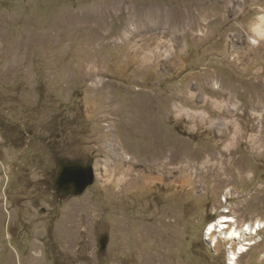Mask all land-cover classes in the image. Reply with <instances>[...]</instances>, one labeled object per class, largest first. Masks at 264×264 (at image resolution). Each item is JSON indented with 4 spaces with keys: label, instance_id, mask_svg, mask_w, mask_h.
Instances as JSON below:
<instances>
[{
    "label": "rangeland",
    "instance_id": "rangeland-1",
    "mask_svg": "<svg viewBox=\"0 0 264 264\" xmlns=\"http://www.w3.org/2000/svg\"><path fill=\"white\" fill-rule=\"evenodd\" d=\"M263 13L0 0V264H227L210 225L264 220ZM66 161L93 166L81 192L54 185ZM247 238L238 264H264Z\"/></svg>",
    "mask_w": 264,
    "mask_h": 264
},
{
    "label": "bare ground",
    "instance_id": "bare-ground-1",
    "mask_svg": "<svg viewBox=\"0 0 264 264\" xmlns=\"http://www.w3.org/2000/svg\"><path fill=\"white\" fill-rule=\"evenodd\" d=\"M253 29L259 36L264 35V13L258 17L257 21L253 25ZM186 113L187 115H191L192 111L190 112L186 110ZM220 124L224 125L225 122H221ZM231 220L234 221L232 216L230 217L226 215V217H220L216 222L210 225L207 233L208 236H210V230H213L216 226L218 227V234L220 236L225 239H230L237 242L238 246L236 249L229 248L227 264H238L237 260L239 258V255L247 248L246 245L253 242H248L247 240H249L250 238L247 237L257 235L258 230L264 226V220L257 219L253 224L248 223L242 227H238L236 224H230L229 221ZM224 222H227L228 224H225ZM214 240L217 241L216 237Z\"/></svg>",
    "mask_w": 264,
    "mask_h": 264
},
{
    "label": "water",
    "instance_id": "water-1",
    "mask_svg": "<svg viewBox=\"0 0 264 264\" xmlns=\"http://www.w3.org/2000/svg\"><path fill=\"white\" fill-rule=\"evenodd\" d=\"M94 180L91 164L81 161H66L60 164L54 179V185L63 193L81 192Z\"/></svg>",
    "mask_w": 264,
    "mask_h": 264
},
{
    "label": "flooded vegetation",
    "instance_id": "flooded-vegetation-1",
    "mask_svg": "<svg viewBox=\"0 0 264 264\" xmlns=\"http://www.w3.org/2000/svg\"><path fill=\"white\" fill-rule=\"evenodd\" d=\"M83 164H85V165H86L87 163H83Z\"/></svg>",
    "mask_w": 264,
    "mask_h": 264
},
{
    "label": "clouds",
    "instance_id": "clouds-1",
    "mask_svg": "<svg viewBox=\"0 0 264 264\" xmlns=\"http://www.w3.org/2000/svg\"><path fill=\"white\" fill-rule=\"evenodd\" d=\"M253 43H255V41H253Z\"/></svg>",
    "mask_w": 264,
    "mask_h": 264
}]
</instances>
